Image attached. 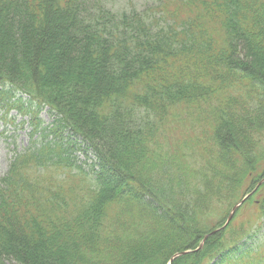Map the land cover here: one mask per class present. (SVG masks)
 Masks as SVG:
<instances>
[{
  "label": "trees",
  "instance_id": "obj_1",
  "mask_svg": "<svg viewBox=\"0 0 264 264\" xmlns=\"http://www.w3.org/2000/svg\"><path fill=\"white\" fill-rule=\"evenodd\" d=\"M155 2L0 0V108L29 115L32 127L0 178V256L164 264L204 209L227 206L226 216L240 196L237 176L254 169L248 155L264 141V0ZM240 48L252 67L233 62ZM43 107L53 119L41 128ZM178 124L190 135L173 136ZM203 143L207 155L192 157ZM82 145L98 154L90 172L75 162ZM256 207L247 236L215 234L218 256L172 264H264L263 197ZM156 223L154 236L144 230ZM222 234L237 239L228 246Z\"/></svg>",
  "mask_w": 264,
  "mask_h": 264
},
{
  "label": "rangeland",
  "instance_id": "obj_2",
  "mask_svg": "<svg viewBox=\"0 0 264 264\" xmlns=\"http://www.w3.org/2000/svg\"><path fill=\"white\" fill-rule=\"evenodd\" d=\"M111 3H113V5L117 7V10H121V9L125 10L127 8H130V6L132 7L135 6L141 9V8H145L146 6L157 4L156 2L154 3V0H109V4ZM109 4L107 6H109ZM57 36L60 39L61 36L59 32H57L55 37ZM235 53H236V57L233 59V62L236 61L240 65L241 63L247 64L248 67L253 66L250 59V55L245 48H240L236 50ZM51 117L52 115L48 112L47 107H43L39 110L37 119L41 124V128L42 126H46L47 124L51 123V120L53 119ZM29 120H30L29 116L22 119L20 113H18L15 110V108H11V110L8 111L0 108V178H2V176L5 175V173L9 170L10 164L13 158L16 156V154L24 152V150L30 145L31 139L29 138L30 135L29 132H31L30 131L31 125ZM173 124L174 123H171L172 127H174ZM187 130H190L191 132L189 126L185 129L180 124H178V126H176L175 129L172 131V135L182 137L181 134H183V136L186 137V135H190V133ZM36 137L37 136L34 135V138H32L33 141L35 140V142L37 140L35 139ZM65 137H73V136L71 135V133L70 134L66 133L64 138ZM71 139L72 140L77 139L78 144H81V140H79L78 138L73 137ZM254 143L256 150H254V152L248 155V157L250 158V162H249L250 166H248V168H254V169L253 170L249 169L248 173L246 172L242 176L241 175L237 176V179L239 177L240 178L237 180L238 183L237 185H235V189L232 191L234 194L241 192L240 196L237 199L235 198L236 202L234 203V205H236V203L241 202V205L232 215L233 218L230 221L231 223L228 222L230 223L228 224L226 221L228 216L227 215L224 216L227 206L222 207L220 205L214 204L213 207L204 209L203 213H205V215H203L202 213V219L197 220L198 226L191 227L190 228L191 230L188 231V233L185 232L184 241L186 244L183 245L182 247H179L178 249H173L172 252L169 254L170 257L168 258V261L165 262L164 264H169V263L172 264L173 261H176L178 263L181 257H189L191 256V254L198 255L203 253V251L213 252L212 253L213 256L214 255L218 256L219 253L218 251H220V249H222L223 246L221 248V246H218L216 244L215 238L219 237L220 239V236H217L215 234L222 233L223 230L225 229L226 223H227L226 225L227 230L228 229L229 231L238 230L237 237H240L242 235L247 236L246 234L249 233V231L252 232L253 230H256L258 228L257 226L259 221L257 220V216L259 215V212H257L258 208L256 207V205L259 204V201L262 199V197L264 199V181H263L264 180V141H262L261 138L260 141L258 140V138H255ZM205 147H207V144L204 143L200 144V146H198L195 152L194 151H193L194 153L192 152V157L195 156L196 151L206 156L207 155L206 151L202 149ZM176 151H179V149H177ZM75 157L77 159V161H75L76 164H79L82 168L84 167V169L90 172L94 166L93 165L94 159L95 158L97 159L98 154L95 151L94 152L91 151L90 149L89 152H86L82 145L80 146L79 151H77V153L75 154ZM113 164L116 168L118 167L120 168V166L122 168L121 163L113 162ZM180 165L182 166V168L186 166L185 159L184 160L181 159ZM122 171L123 173H125V175H127L128 172L127 169L122 168ZM180 174L182 177L184 176L182 175V171L180 172ZM144 190L150 191V189H148L147 187ZM177 190L178 193L180 194V189L178 187ZM259 197L261 198L257 200ZM108 202H113V201L109 200ZM104 204L107 203L105 202ZM139 205L140 203L138 202L136 203L132 202V205L131 206L129 205L126 208L127 209L129 208V211L133 212L138 209L137 207ZM143 208L145 209V207ZM147 208L148 210H144L143 212L149 211L151 215L155 214L156 210L154 211L153 207H147ZM162 224L163 223H158V224L156 223L154 228H147L144 230H146L147 232H149L154 236V233L156 232L155 229H159L157 227H160V225ZM204 225L207 227L208 230L206 232L201 233V229L206 228V227H202ZM262 226L264 227V224H262ZM171 231L174 230L172 229ZM7 232L9 236L14 237L12 232L9 231ZM199 233H201L202 235H200ZM261 234L264 235V228L262 229ZM259 235L260 234H258L257 237L255 235L253 236L255 237L257 243H258L257 239L259 238L258 237ZM204 237L206 238L203 239ZM222 237L224 238V240H227L228 246H232V244L237 239V237L235 239L234 236L228 237L227 234H225L224 236L222 234ZM173 238L176 239L175 233L171 235L169 241L172 240ZM253 240L254 239H250L249 242L253 243L254 242ZM226 245L227 244H225V246ZM6 251H10V250H6ZM32 253L33 252L31 250L24 249L20 252V255L15 254V259L16 258L21 259L27 264H39L37 261L36 262L34 261L33 256L35 254L32 255ZM11 257L12 256H10L8 253H5L2 256H0L1 259L8 260L10 264L19 263L20 260L14 261L13 259H11ZM171 258L172 261L170 262L169 260Z\"/></svg>",
  "mask_w": 264,
  "mask_h": 264
},
{
  "label": "water",
  "instance_id": "obj_3",
  "mask_svg": "<svg viewBox=\"0 0 264 264\" xmlns=\"http://www.w3.org/2000/svg\"><path fill=\"white\" fill-rule=\"evenodd\" d=\"M264 181V180H263ZM261 183V182H260ZM241 205V202H239V203H237V205L232 209V211H231V213H230V217H229V219L227 220V222H229L230 221V219H231V215L235 212V210H236V208L238 207V206H240ZM206 238V237H205ZM204 238V239H205ZM170 262L172 261V258L169 260ZM170 264V263H169Z\"/></svg>",
  "mask_w": 264,
  "mask_h": 264
},
{
  "label": "bare ground",
  "instance_id": "obj_4",
  "mask_svg": "<svg viewBox=\"0 0 264 264\" xmlns=\"http://www.w3.org/2000/svg\"><path fill=\"white\" fill-rule=\"evenodd\" d=\"M48 109V108H47Z\"/></svg>",
  "mask_w": 264,
  "mask_h": 264
}]
</instances>
